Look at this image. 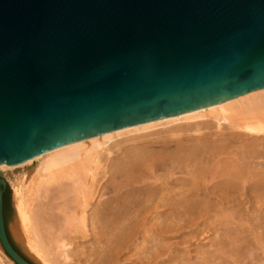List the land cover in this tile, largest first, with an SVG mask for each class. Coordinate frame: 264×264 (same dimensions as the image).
Listing matches in <instances>:
<instances>
[{
    "label": "water",
    "instance_id": "obj_1",
    "mask_svg": "<svg viewBox=\"0 0 264 264\" xmlns=\"http://www.w3.org/2000/svg\"><path fill=\"white\" fill-rule=\"evenodd\" d=\"M261 89L264 0H0V166Z\"/></svg>",
    "mask_w": 264,
    "mask_h": 264
},
{
    "label": "bare ground",
    "instance_id": "obj_2",
    "mask_svg": "<svg viewBox=\"0 0 264 264\" xmlns=\"http://www.w3.org/2000/svg\"><path fill=\"white\" fill-rule=\"evenodd\" d=\"M18 169L12 232L41 264H264V89L4 164L0 175ZM53 190L76 198L65 213L82 235L57 242V256L35 218Z\"/></svg>",
    "mask_w": 264,
    "mask_h": 264
},
{
    "label": "rangeland",
    "instance_id": "obj_3",
    "mask_svg": "<svg viewBox=\"0 0 264 264\" xmlns=\"http://www.w3.org/2000/svg\"><path fill=\"white\" fill-rule=\"evenodd\" d=\"M13 172H11L10 174L0 175V179H5L7 184H8V188L11 189L10 208H9V212H8V215H9L8 229H9V232H10V235H11L13 241L16 243V245L21 250V252L32 263L41 264V263H39L40 260L38 261V259L36 257V259L38 261V262H36L35 256H33V254L30 251H28V248L26 246L27 243H26V245L24 244L26 241L25 240L26 236L24 237L23 232L20 231L21 233L20 232L18 233V236H19V234H20V236H22L23 239L20 238V236H19V239L22 241H19L17 236L13 233L14 228H17V226H18L17 225L18 217H16L17 212L15 210L16 207H15L14 190L13 189H14V186H16L19 183V181L22 179V177L24 176V172L22 171V169H18L17 171H13ZM35 204H36L35 218H36L37 223L39 225L40 236L42 235L41 236L42 241H44L46 243L45 244L43 242L44 245H46L45 249L48 250L49 252L53 253V255H56L58 252L57 251L58 250L57 245H59V244L57 242H60L62 240H66L67 242H70V240H71L70 238L73 239L75 237H81L82 236L81 234H77L74 232L75 229H73V228H75V227H73L68 222V220H67L68 218L66 217V216H68V214L71 215L72 213L77 211L78 202H77L75 197L63 199L60 196V192L53 190V191H50L48 193L43 192L42 195L40 197H38V200ZM65 211H66V213L67 212H69V213L66 214ZM13 226H14V228H13ZM69 227H73L72 228L73 230ZM12 228H13V230H12ZM71 232H73V233H71ZM88 239H90V238H87L86 240H88ZM47 240H48V242H47ZM86 240H81V241L85 242ZM0 248H2L1 244H0ZM3 256H5L6 258ZM8 258L9 257L6 255L5 251L2 252L0 249V264H10Z\"/></svg>",
    "mask_w": 264,
    "mask_h": 264
},
{
    "label": "trees",
    "instance_id": "obj_4",
    "mask_svg": "<svg viewBox=\"0 0 264 264\" xmlns=\"http://www.w3.org/2000/svg\"><path fill=\"white\" fill-rule=\"evenodd\" d=\"M10 196H11V189L10 188H7L6 190V193H5V219H6V223H7V226L9 224V215H8V212H9V208H10ZM8 233H9V237H10V240L11 242L13 243V245L15 246V248L28 260L30 261L22 252L21 250L18 248V246L16 245V243L13 241L11 235H10V232H9V229H8ZM31 262V261H30Z\"/></svg>",
    "mask_w": 264,
    "mask_h": 264
}]
</instances>
